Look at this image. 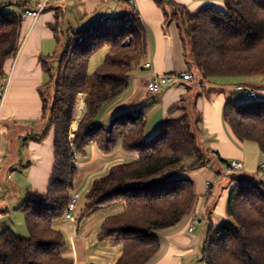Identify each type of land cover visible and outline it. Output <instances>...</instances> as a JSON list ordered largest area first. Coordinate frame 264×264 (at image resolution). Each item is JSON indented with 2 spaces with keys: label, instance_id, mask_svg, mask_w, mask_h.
<instances>
[{
  "label": "trees",
  "instance_id": "16d2710c",
  "mask_svg": "<svg viewBox=\"0 0 264 264\" xmlns=\"http://www.w3.org/2000/svg\"><path fill=\"white\" fill-rule=\"evenodd\" d=\"M155 1L163 6L162 0ZM121 2L117 13L96 12L86 24L69 31L60 13L51 24L59 48L41 58L50 78L40 87L43 128L25 141H42L54 130L53 172L48 191L27 192L18 207L28 236H19L11 228L0 232V264H74L64 253L67 237L57 225L64 219L75 187L78 157L85 156L92 144L103 156L119 148L132 155L95 178L84 194V207L80 208L79 200L75 211L76 222H80L95 209L122 206L106 216L97 231L99 241L122 246L115 264H151L162 245L157 231L176 226L196 209V185L181 174L212 165L201 132L195 129L202 121L198 96L190 110L184 104L188 94L183 96L170 111L182 109V113L164 119L149 137L141 106L132 105L108 121L103 117V111L128 90L134 69L147 60L150 48V36L137 7L129 0ZM13 3L22 11L34 6L29 0H0V81L8 75L6 63L16 57L21 44L22 11L5 10ZM222 4L205 5L197 11L181 9L177 24L193 74L185 82H193L198 71L214 84L228 77L264 91V0H222ZM103 48H108L103 63L90 73L92 56ZM47 88L52 90L50 103ZM81 93L87 95L88 109L72 138ZM223 115L239 141L255 142L264 155V99L237 104L228 96ZM213 154L223 168L229 164L218 152ZM232 182L227 202L230 219L210 224L202 249L204 264H264V182L243 173Z\"/></svg>",
  "mask_w": 264,
  "mask_h": 264
},
{
  "label": "crops",
  "instance_id": "0c3cea01",
  "mask_svg": "<svg viewBox=\"0 0 264 264\" xmlns=\"http://www.w3.org/2000/svg\"><path fill=\"white\" fill-rule=\"evenodd\" d=\"M107 0H61L52 1L48 9L38 19L27 17L22 20L21 44L15 58L7 61L5 69L11 75L9 86L0 100V230L11 228L10 222L4 218L19 211L18 207L29 191L46 193L49 188L54 160L55 134L54 130L42 140H26L30 134L39 133L43 128L41 117L42 96L40 87L49 82V75L43 69L41 58L53 55L59 48L51 24H55L57 14H62L64 29L86 24L96 14ZM141 20L148 32H151L150 54L146 62H151L150 68L145 63L133 71L128 90L117 102L109 106L102 114L108 121L115 113L130 109L132 105L141 106L146 120L145 133L153 134L164 119L178 116L182 109L170 112L171 108L189 93V82H180L164 88L161 93L148 90L152 73L167 74L190 70L184 56V46L178 24L170 21L167 25L162 7L155 0H136L135 5ZM77 10L76 21L67 19V12ZM150 36V34H149ZM243 81H239L241 84ZM212 84L208 95H199L196 99L197 109L202 112L200 132L204 147L211 152L213 167L221 169L222 163L213 152L227 160L238 159L244 164L246 159V142L239 141L224 120V105L227 97L232 96L227 87L217 82ZM236 84V86L238 85ZM243 84V83H242ZM222 89L220 91H215ZM237 89V88H236ZM82 97L83 112L77 127L86 114L87 95L79 94L71 134L74 128L79 99ZM93 149V150H92ZM92 153V161L79 169L73 191L82 193L90 188L95 178L105 175L110 167L124 160L127 155L118 149L112 155L103 156L97 146L92 144L85 156ZM196 190L199 196L196 209L185 216L174 227L159 230L161 250L151 264H186L185 256L195 255L200 250V238L189 231V226L197 218L199 224L204 219L207 222L206 234L210 224L215 226L230 219L227 213V202L232 186L217 190L212 182L210 187L202 178L197 179ZM72 191V192H73ZM120 211L122 206L107 208L102 214L92 216V212L80 222H58L67 237L65 254L74 259V264L88 263L91 246L97 247V231L104 218L113 210ZM90 216V217H89ZM185 219V220H184ZM76 226H75V225ZM0 231V232H1ZM192 233V234H191ZM206 238V237H205ZM110 243V240H107ZM123 248L117 256H121ZM118 257V259H119ZM116 259V262L117 260ZM115 262V263H116Z\"/></svg>",
  "mask_w": 264,
  "mask_h": 264
},
{
  "label": "rangeland",
  "instance_id": "374dc122",
  "mask_svg": "<svg viewBox=\"0 0 264 264\" xmlns=\"http://www.w3.org/2000/svg\"><path fill=\"white\" fill-rule=\"evenodd\" d=\"M162 1H163L162 10L165 14L166 21H167L166 25L170 21H175V23H177L178 19L181 20L180 15H181L182 10H184L185 8L191 11H197L198 9H200L201 7L205 5H213V6H218V7L223 6L222 0H162ZM172 1H174V3ZM122 5L123 3L121 2V0H107L100 7L97 13H99V11H102V13L104 14L117 13V11ZM164 8L166 12L164 11ZM5 10L8 12L15 13V14H20L22 11L21 7L17 3L8 5L5 8ZM175 13H176V16L174 15ZM95 15L96 14H94L93 16ZM76 17H78L77 10L75 11V13L74 12L72 13L71 11L67 12V19L76 21ZM172 17H176L177 21L174 20ZM149 34L151 38V32ZM107 52H108V48H103L92 56L91 62L89 65L90 73H94L98 69V67L103 63ZM149 54H150V48H149L148 57H149ZM193 71H196V70L193 69ZM196 72L198 76L195 78L193 82L188 83L189 84V93H188L189 99L184 103L186 105L187 110L191 109V105L195 101L197 96L206 95V94L208 95V93L212 91L211 82H209L208 79L204 78L198 71ZM216 81L224 84L227 87L226 91H230L232 93L233 99L237 104H241L247 101L244 96V91L236 89V84L239 83V80L234 79V78L223 77V78L216 79ZM220 90L222 89H218L215 91H220ZM258 91H259L260 99H264V91L260 89H258ZM45 95H46L47 100L50 103V101L52 100V90L50 88H47L45 90ZM80 99H82V97ZM127 110H123L121 112L124 113ZM197 119H198V116H196L193 119V121H196ZM196 128L198 130L197 132L198 134L200 127L196 125L195 129ZM74 135H75V132L71 134V137L73 138ZM146 135L147 137L151 136L149 133H147ZM245 151L247 155L246 156L247 163H246L245 169L241 172L239 171H228L227 172L224 170L223 167H221L220 169L218 167H213L212 165L207 164L205 166L195 168V169H192V168L186 169L182 172L181 176L193 180L195 185H197L198 178H202L204 182L207 181V179H209L211 183L212 182L214 183V186L217 190H221L222 188L232 186V185L234 186L235 183L232 182V180L235 177V175H239L240 173L247 174L251 177H255L258 181L264 182V170L260 169L261 162H264V155L261 153L258 145L255 142L247 141ZM131 156H132L131 154H128L123 159H131ZM206 156L210 158L209 162L211 163L213 159L211 152L208 151ZM91 161H92V153L91 155L88 156V158L80 157L79 162H78L79 169L83 168L84 166H86L87 163H90ZM185 164H188L189 166L191 165V163H185ZM263 189H264V183H263ZM84 194H85V191L82 193V197L80 199V208H83L85 204ZM108 208L111 209L115 207H108ZM106 209L107 208L105 207L95 209V211L92 212V216H95L97 213L100 214V216L101 215L103 216L104 214L102 213ZM114 212H118V211L114 209L112 213ZM12 214L13 215L11 216L7 215L3 219L4 222H10L12 225V229L17 233V235L22 236V237H27L28 230H27L25 219H24L22 212L16 211V213H12ZM199 220L202 221V224H199V221L195 224V234L198 235L200 238V250L195 255L187 254V256H185L186 264H204L202 249H203V244H204V240L206 237V227L208 225H207V222H205L203 218ZM157 235L158 236L160 235L159 231H157ZM99 242L100 243H98L97 247L91 246V250H90L91 255H90L88 263L115 264L116 259H118L119 257L117 256V254L122 249V246L121 245H111V243H109V241L107 240H103Z\"/></svg>",
  "mask_w": 264,
  "mask_h": 264
},
{
  "label": "built area",
  "instance_id": "2783aa9c",
  "mask_svg": "<svg viewBox=\"0 0 264 264\" xmlns=\"http://www.w3.org/2000/svg\"><path fill=\"white\" fill-rule=\"evenodd\" d=\"M28 1V0H27ZM32 1L33 7L25 8L22 13V19L27 17H32L34 19H38L40 15L45 12L46 8L52 1H61V0H29ZM131 5H136V0H129ZM151 62L145 63V68H150ZM11 75L8 74L2 81H0V99L4 100L6 95ZM193 79V74L190 70H184L182 72L176 73H167V74H155L152 73L151 81L148 86V90L153 93H161L164 88L178 84L179 82L190 81ZM238 90L244 91V96L246 100H256L259 99V91L251 86L245 84H239L236 86ZM225 171H240L244 169V164L241 160L232 159L229 161V164L224 167ZM260 169L264 170V162H261ZM206 185H210V181L206 182ZM3 189L2 184L0 183V190ZM81 198V193L79 191H73L71 193L70 201L65 210L64 219L66 221L75 222L76 214L75 211L78 207L79 200ZM198 222L197 218H195L192 224L189 226V231L193 232L195 229V224Z\"/></svg>",
  "mask_w": 264,
  "mask_h": 264
},
{
  "label": "bare ground",
  "instance_id": "6f19581e",
  "mask_svg": "<svg viewBox=\"0 0 264 264\" xmlns=\"http://www.w3.org/2000/svg\"><path fill=\"white\" fill-rule=\"evenodd\" d=\"M82 112H83V101H82V99H80L79 105H78V111H77L76 120L74 122V128L77 127V124H78V121H79V119H80V117L82 115Z\"/></svg>",
  "mask_w": 264,
  "mask_h": 264
}]
</instances>
